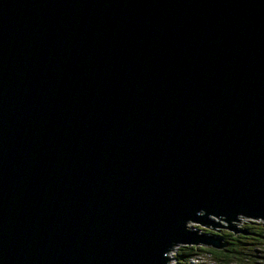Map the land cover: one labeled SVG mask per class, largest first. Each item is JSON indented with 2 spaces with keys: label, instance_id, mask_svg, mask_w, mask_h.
<instances>
[{
  "label": "water",
  "instance_id": "1",
  "mask_svg": "<svg viewBox=\"0 0 264 264\" xmlns=\"http://www.w3.org/2000/svg\"><path fill=\"white\" fill-rule=\"evenodd\" d=\"M238 215L264 219V0H0V264H166Z\"/></svg>",
  "mask_w": 264,
  "mask_h": 264
},
{
  "label": "rangeland",
  "instance_id": "2",
  "mask_svg": "<svg viewBox=\"0 0 264 264\" xmlns=\"http://www.w3.org/2000/svg\"><path fill=\"white\" fill-rule=\"evenodd\" d=\"M212 217V216H211ZM210 217V218H211ZM253 218L254 217H243V215H238L236 217L237 221L235 220H232L230 221L229 223H231L232 225L236 226L237 228L239 229H242V227L244 226V224H250L253 222ZM213 219V221L215 222H218L220 225H223V226H226L227 225V222L221 220L222 218L220 219H217V218H211ZM188 227L194 231H196L195 233L198 234V235H203V236H207V237H212V238H218V236H216V233H219L222 232L223 233H229L233 230H230V229H227V228H224V227H215V226H212V228H209V227H206L198 222H195V221H190L187 223ZM232 233H235V234H240V232H236V231H233ZM223 241V239H222ZM197 244H206V243H202V242H199ZM187 245H190V246H194V247H198L200 245H196L195 243H182V242H178L176 243V245H174L170 250L169 252L167 253V255L169 256V260H168V263L167 264H178L177 263V260L175 259L178 254H180L179 252V248L182 247V246H187ZM206 247H214L216 249H221V248H224V246H221V247H215L211 244H206ZM178 249V252H176V250ZM257 247L256 246H251V247H245V246H241L240 250H243L246 254L248 255H245L243 257V264H264V261L263 259H255L254 257V251H256ZM252 253V254H251ZM192 256V258H191ZM171 257H173V261H170L171 260ZM180 263L182 264H185V263H193V264H196V263H201V264H212V262H215L213 264H238V263H235L232 259L231 260H227V258H223L221 256H214L212 254H210V252H206V251H197L196 253L194 254H191L189 256H187L185 258V261L183 259L180 258ZM174 262V263H173ZM203 262V263H202Z\"/></svg>",
  "mask_w": 264,
  "mask_h": 264
},
{
  "label": "trees",
  "instance_id": "3",
  "mask_svg": "<svg viewBox=\"0 0 264 264\" xmlns=\"http://www.w3.org/2000/svg\"><path fill=\"white\" fill-rule=\"evenodd\" d=\"M243 230L246 231L245 234H235L232 232L216 233V236L226 245L224 248L216 249L214 247H206V246H182L179 248L180 254L177 257L179 259H185L187 256L196 253L197 251H208L210 254L214 256H221L223 258H227V260H233L235 263L243 261V257L246 254L243 250H240L241 246L251 247L256 246L257 250L254 251L255 259H263L264 261V223L262 221H253L250 224H244L242 227ZM222 243V245H223ZM178 252V249L176 250ZM252 254V253H251ZM215 263V262H213Z\"/></svg>",
  "mask_w": 264,
  "mask_h": 264
},
{
  "label": "clouds",
  "instance_id": "4",
  "mask_svg": "<svg viewBox=\"0 0 264 264\" xmlns=\"http://www.w3.org/2000/svg\"><path fill=\"white\" fill-rule=\"evenodd\" d=\"M243 217H244V216H243ZM257 220L262 221V222L264 223V219H262L261 217H260V218H255V217L253 218V221H257ZM242 230H243V228H242ZM244 231H245V230H244ZM231 232H233V231H231ZM240 234L242 235V233H240ZM175 245H176V244H175ZM197 245H200V246H206V244H197ZM225 245H226V244H225ZM225 245H224V246H225ZM256 250H257V249H256ZM191 258H192V256H191ZM168 259H169V258H168ZM175 259L177 260V263H178V264H182V263H180V261H179V260H180L179 257H176ZM192 259H193V258H192ZM183 260L185 261V259H183ZM243 262H244V261H240V262H238V264H243ZM167 263H168V261H167ZM167 263H166V264H167ZM185 264H193V263H185ZM223 264H224V263H223Z\"/></svg>",
  "mask_w": 264,
  "mask_h": 264
},
{
  "label": "bare ground",
  "instance_id": "5",
  "mask_svg": "<svg viewBox=\"0 0 264 264\" xmlns=\"http://www.w3.org/2000/svg\"><path fill=\"white\" fill-rule=\"evenodd\" d=\"M213 221V220H212ZM213 222H215V221H213ZM167 257L169 258V256L167 255ZM173 257H171V260L170 261H173ZM169 260V259H168ZM174 263V262H173ZM203 263V262H202ZM196 264H199V263H196ZM201 264V263H200ZM204 264V263H203ZM206 264V263H205ZM212 264H213V262H212Z\"/></svg>",
  "mask_w": 264,
  "mask_h": 264
}]
</instances>
